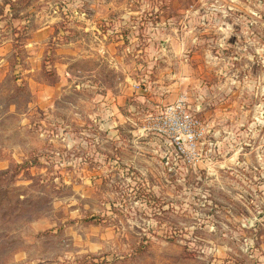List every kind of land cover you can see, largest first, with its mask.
Listing matches in <instances>:
<instances>
[{
	"label": "rangeland",
	"instance_id": "1",
	"mask_svg": "<svg viewBox=\"0 0 264 264\" xmlns=\"http://www.w3.org/2000/svg\"><path fill=\"white\" fill-rule=\"evenodd\" d=\"M0 264H264V0H0Z\"/></svg>",
	"mask_w": 264,
	"mask_h": 264
},
{
	"label": "built area",
	"instance_id": "2",
	"mask_svg": "<svg viewBox=\"0 0 264 264\" xmlns=\"http://www.w3.org/2000/svg\"><path fill=\"white\" fill-rule=\"evenodd\" d=\"M171 116L176 118L173 123L168 121V118ZM155 126H157L159 130L169 137L173 141L171 142L182 151L184 142L190 141V143H192V140L195 136L191 132L197 134L195 129L199 126V123L191 115L187 114L185 110L181 109L179 105H177L176 107H168L165 110L163 117L156 118ZM181 129H183L184 132H188L187 136L190 139L182 134V131H180Z\"/></svg>",
	"mask_w": 264,
	"mask_h": 264
},
{
	"label": "trees",
	"instance_id": "3",
	"mask_svg": "<svg viewBox=\"0 0 264 264\" xmlns=\"http://www.w3.org/2000/svg\"><path fill=\"white\" fill-rule=\"evenodd\" d=\"M93 218V217H92ZM91 220H93V219H86L84 222H86V223H92V222H95V221H91Z\"/></svg>",
	"mask_w": 264,
	"mask_h": 264
}]
</instances>
